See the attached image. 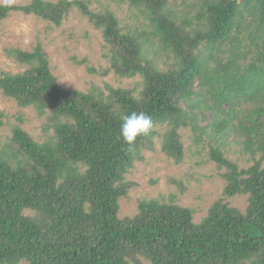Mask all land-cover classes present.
Here are the masks:
<instances>
[{
  "label": "trees",
  "instance_id": "16d2710c",
  "mask_svg": "<svg viewBox=\"0 0 264 264\" xmlns=\"http://www.w3.org/2000/svg\"><path fill=\"white\" fill-rule=\"evenodd\" d=\"M125 1L145 29L123 31L108 9L92 11V0L0 5V23L20 13L56 27L77 10L102 35L109 64L102 75L141 78L136 94L69 92L40 44L7 52L25 70L1 74L0 91L45 116L52 134L39 143L19 125L11 130L8 158H0V264H264V0H196L193 13L180 15L170 0ZM158 50L172 55L171 68L155 63ZM204 109L213 138H239L253 159L241 169L219 146L208 150L223 171V195H247L245 211L220 199L195 223L189 207L141 200L134 215L120 218L140 152L159 137L161 153L180 163L181 132L191 128L199 141ZM141 111L152 128L129 145L119 136L120 116Z\"/></svg>",
  "mask_w": 264,
  "mask_h": 264
},
{
  "label": "rangeland",
  "instance_id": "374dc122",
  "mask_svg": "<svg viewBox=\"0 0 264 264\" xmlns=\"http://www.w3.org/2000/svg\"><path fill=\"white\" fill-rule=\"evenodd\" d=\"M195 1L170 0V7L178 15L187 8L193 13ZM29 2L30 0H13L12 5H25ZM105 8L114 13L123 31L145 29L143 15L133 6L130 7L125 0H92L90 4L92 11ZM244 17L246 21L251 18L247 13H244ZM36 44L42 46L49 61L51 74L66 91L87 92L95 87L107 92V87H110L133 90L136 94L140 89L139 76L128 79L117 77L113 73L102 75L101 72L109 65L102 35L77 10H73L60 27L20 13H13L1 22L0 76L5 73H21L25 70L24 65H19L8 55V51L11 49L31 51ZM198 51L207 54L202 45L199 46ZM226 57L219 55L218 58L224 62ZM173 61L172 55L168 52L159 51L155 55V63L162 69L171 68ZM249 62L248 57L245 63ZM215 65V62H210L211 68ZM89 69L95 73H90ZM210 116V111L204 109L201 112L198 123L201 128H205V135H202L199 141L191 128L182 130L184 156L180 163H174L172 159L161 153L159 137L155 138L152 150L140 152L141 159L134 162L126 176L127 181L133 186L127 197L119 201L120 218L134 215L141 200H156L164 204L189 207L194 212L195 223H199L206 216L210 206L220 199L231 207L245 211L247 195L234 197L223 195L225 186L221 176L223 171L209 159L208 150L210 147L219 146L225 157L241 169L252 165L253 159L243 151L241 140L233 135L221 139L222 141L218 140L222 136L216 138L219 141L217 144L212 134L214 119ZM0 122V158H8L11 130L16 125L39 143L47 141L52 134V130L47 129L50 126H47L45 116H38L33 108H20L12 99L3 96L1 91ZM258 158L257 156L255 159Z\"/></svg>",
  "mask_w": 264,
  "mask_h": 264
},
{
  "label": "clouds",
  "instance_id": "9594fccd",
  "mask_svg": "<svg viewBox=\"0 0 264 264\" xmlns=\"http://www.w3.org/2000/svg\"><path fill=\"white\" fill-rule=\"evenodd\" d=\"M13 0H0V5L11 6ZM119 136L123 142L131 145L139 136L146 135L152 128V119L141 112H131L120 116Z\"/></svg>",
  "mask_w": 264,
  "mask_h": 264
}]
</instances>
